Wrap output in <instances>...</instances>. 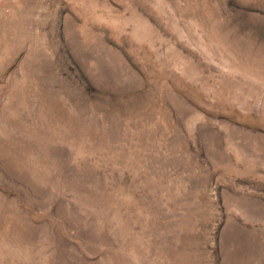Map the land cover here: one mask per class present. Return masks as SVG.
<instances>
[{"label":"rangeland","instance_id":"obj_1","mask_svg":"<svg viewBox=\"0 0 264 264\" xmlns=\"http://www.w3.org/2000/svg\"><path fill=\"white\" fill-rule=\"evenodd\" d=\"M0 264H264V0H0Z\"/></svg>","mask_w":264,"mask_h":264}]
</instances>
